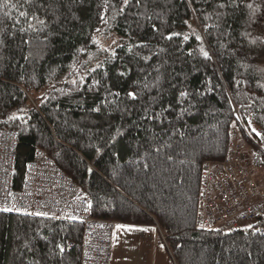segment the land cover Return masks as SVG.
<instances>
[{
  "label": "trees",
  "instance_id": "1",
  "mask_svg": "<svg viewBox=\"0 0 264 264\" xmlns=\"http://www.w3.org/2000/svg\"><path fill=\"white\" fill-rule=\"evenodd\" d=\"M0 127L16 187L43 147L93 217L156 225L176 264H264L255 226L196 224L204 161L246 141L264 168V0H0ZM83 236L0 210V264H81Z\"/></svg>",
  "mask_w": 264,
  "mask_h": 264
},
{
  "label": "built area",
  "instance_id": "2",
  "mask_svg": "<svg viewBox=\"0 0 264 264\" xmlns=\"http://www.w3.org/2000/svg\"><path fill=\"white\" fill-rule=\"evenodd\" d=\"M231 143L222 162L207 160L201 166L196 224L219 231L251 225L264 233V191L258 188L250 153ZM16 160L17 134L0 127V210L81 221V264H111L117 222L92 216L90 198L80 193L45 148L37 147L27 162L20 187L15 186ZM235 161L241 175L232 165ZM224 189L226 205H221L214 199Z\"/></svg>",
  "mask_w": 264,
  "mask_h": 264
},
{
  "label": "crops",
  "instance_id": "3",
  "mask_svg": "<svg viewBox=\"0 0 264 264\" xmlns=\"http://www.w3.org/2000/svg\"><path fill=\"white\" fill-rule=\"evenodd\" d=\"M111 264H176L154 224H119L113 233Z\"/></svg>",
  "mask_w": 264,
  "mask_h": 264
},
{
  "label": "rangeland",
  "instance_id": "4",
  "mask_svg": "<svg viewBox=\"0 0 264 264\" xmlns=\"http://www.w3.org/2000/svg\"><path fill=\"white\" fill-rule=\"evenodd\" d=\"M114 36V35H113ZM111 37V39L115 38L114 37ZM100 39L102 41H104L103 37H100ZM231 132H233V134L231 133V136L233 138H237L239 139V141H241V138L239 137V133H238V130H237V127L234 125L232 128H231ZM235 143H237V141H234ZM242 147L245 148L244 151H248L249 153L253 150V147L249 146L248 143L246 141H242ZM240 147V146H239ZM232 165L234 167H236L237 171H236V174H242L241 170H240V166L239 164L235 161V162H232ZM255 169L258 171V173H255V177H257V185L259 186L258 188L262 189L264 191V168L263 167H255ZM243 179V178H241ZM249 183V182H248ZM240 184V183H239ZM243 184L245 185V182H243ZM231 190V189H230ZM233 191V189L231 190ZM226 193V190L224 189L223 191H221L216 197L214 200H217L220 202V204L222 205H226L225 203V199H224V195ZM242 208V207H241ZM246 211V209L244 210ZM158 228V227H157ZM165 235V234H164ZM166 237V235H165Z\"/></svg>",
  "mask_w": 264,
  "mask_h": 264
},
{
  "label": "bare ground",
  "instance_id": "5",
  "mask_svg": "<svg viewBox=\"0 0 264 264\" xmlns=\"http://www.w3.org/2000/svg\"><path fill=\"white\" fill-rule=\"evenodd\" d=\"M173 257H174V254H173ZM174 258H176V257H174Z\"/></svg>",
  "mask_w": 264,
  "mask_h": 264
},
{
  "label": "snow or ice",
  "instance_id": "6",
  "mask_svg": "<svg viewBox=\"0 0 264 264\" xmlns=\"http://www.w3.org/2000/svg\"><path fill=\"white\" fill-rule=\"evenodd\" d=\"M22 15H23V13H22Z\"/></svg>",
  "mask_w": 264,
  "mask_h": 264
}]
</instances>
